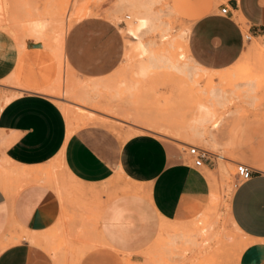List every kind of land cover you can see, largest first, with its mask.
Wrapping results in <instances>:
<instances>
[{"label": "rangeland", "instance_id": "374dc122", "mask_svg": "<svg viewBox=\"0 0 264 264\" xmlns=\"http://www.w3.org/2000/svg\"><path fill=\"white\" fill-rule=\"evenodd\" d=\"M151 1L0 0L4 8L3 17L7 21L10 18L8 22L11 26L13 24L14 32L8 34L21 52L19 54L15 43L4 33L18 53L15 74L19 82L36 85L32 86L33 90L41 91L54 101L67 120L68 135L72 122L75 128L102 123L125 130V137L141 134L143 132L139 130L144 129L206 152L205 166L197 170L208 178L207 195L187 200L180 215L172 221L156 217L155 232L136 252L116 249L103 232L99 219L101 208L123 196L127 190L117 179L98 188L84 189L65 180L55 163L30 170L28 174L32 176L34 172L50 176L65 191L63 207L59 201L57 223L46 234L52 248L44 245L48 253L53 252L46 254L52 264H233L243 251L241 246L247 244L232 228L227 218V207L237 184L235 165L256 169L258 162L264 164V36L249 39V43L254 42L261 47L262 55L247 57L249 43L245 44V51L236 64L222 70L226 73L224 78H207L204 75L198 78L200 73L193 64H189L190 77H186L155 61L160 54L171 58L182 52L178 36L189 27L188 19L182 16L173 0H155L159 3L154 4L151 10L161 16L160 23L156 25H160L162 31L168 30L170 37L169 41L162 42L159 28V31H153L142 27L140 22L133 23V12L142 13ZM120 4H123L122 8H119ZM92 19L104 21L114 34H106L100 26L88 22ZM76 25L83 29L74 41L84 42L83 52L89 60H92L99 42L122 45L121 61L108 81H80L67 65L60 39L64 35V42ZM145 66L149 69L141 73ZM57 81L59 90L56 92L54 86ZM67 83L73 84L77 90L82 88L84 98L76 96L77 93L64 95ZM94 83L99 85L96 89L93 88ZM4 88L0 90L7 94L17 91L14 85L7 83ZM220 90L230 97L224 105H214L216 117L220 118L218 128L200 139L185 136L191 131L193 109L199 104L212 108L211 103L216 100L212 93ZM86 91L90 96L95 93V99ZM252 142L258 144L251 145ZM186 146L175 144L174 148L182 164H191ZM14 173L19 179L27 175L24 169ZM19 185L11 183L14 189ZM210 191H213L211 201ZM38 246L43 248V245ZM216 253L217 261L210 263Z\"/></svg>", "mask_w": 264, "mask_h": 264}, {"label": "crops", "instance_id": "0c3cea01", "mask_svg": "<svg viewBox=\"0 0 264 264\" xmlns=\"http://www.w3.org/2000/svg\"><path fill=\"white\" fill-rule=\"evenodd\" d=\"M173 1L188 19V54L207 71L235 65L250 41L244 36L254 39L264 32V0ZM223 7L224 15L220 14ZM88 22L114 34L100 19ZM81 29L74 26L63 42L67 65L80 81H108L121 61L122 45L99 42L89 60L83 52L84 42L74 41ZM0 31V89L5 90L7 83L17 90L9 94L0 90V264H52L37 244L24 237L14 241L20 235L49 233L57 223L60 204L63 207L48 183L31 181L30 170L55 163L65 180L84 189L98 188L114 179L126 186L123 196L101 208L99 217L107 239L125 252H136L151 239L156 217L172 221L187 200L207 195L208 178L197 170L200 167L181 163L174 148L175 144L185 146L181 142L144 129L139 130L141 134L125 137V130L102 123L75 128L72 122L68 135L67 120L54 101L33 90L36 85L19 82L15 74L19 46ZM22 169L27 175L19 179L14 172ZM250 169L251 177L237 183L229 199L231 222L247 243L233 264H264V164L258 162L256 169ZM10 182L20 185L14 189Z\"/></svg>", "mask_w": 264, "mask_h": 264}, {"label": "bare ground", "instance_id": "6f19581e", "mask_svg": "<svg viewBox=\"0 0 264 264\" xmlns=\"http://www.w3.org/2000/svg\"><path fill=\"white\" fill-rule=\"evenodd\" d=\"M159 3V1H157ZM155 0H152L150 3H149V7H144L143 8V12L142 13H139L137 11L136 12H133L132 16H133V23H137V22H140L141 26L142 27H149L151 28L152 30L154 29H158L159 26L156 25L158 22H159V18L161 16H159L158 14H155L152 12L151 8L154 4L157 3ZM157 3V4H158ZM156 4V5H157ZM122 5L123 4H120L119 8L121 7L122 8ZM171 10V9H170ZM3 11H4V8H3V5L0 4V30L6 32V33H12L14 32L13 29H12V26L10 25V23L8 22L10 20V18H8V21L6 20V18L3 17ZM83 11V10H82ZM116 11L118 12V8L116 9ZM121 11V9L119 10V12ZM160 11V10H159ZM78 13V12H77ZM158 13V12H157ZM160 13V12H159ZM172 13V12H170ZM89 14V13H88ZM87 14V16H88ZM161 15V14H160ZM116 17V16H115ZM130 18V17H128ZM116 20V18H115ZM160 23V22H159ZM163 25V24H162ZM165 25V23H164ZM166 26V25H165ZM164 26V27H165ZM162 27V26H161ZM167 27V26H166ZM163 28V27H162ZM168 28V27H167ZM60 29V28H59ZM160 29V28H159ZM159 29L157 31H159ZM153 30V31H154ZM161 30V29H160ZM62 33H63V30H61ZM65 31V30H64ZM152 31V32H153ZM156 31V30H155ZM16 32V31H15ZM59 32V31H58ZM68 32V31H67ZM188 32V28L184 29L181 34L178 36V38L180 39V45H181V50L182 52L180 54L177 55V57H174L172 56L171 58L169 57H164L162 54H160L159 56V59H157L155 62L156 63H159L161 65H165L167 68H170L171 70H173L174 72L178 73V74H181V75H185L186 77H190V67H189V64H193V65H196L190 58L189 54H188V51H187V42H186V36H188L187 34ZM61 33V32H60ZM189 33V32H188ZM18 33H16L15 35L17 36ZM159 34V33H158ZM62 35V34H60ZM13 36V35H12ZM58 36H59V33H58ZM57 36V37H58ZM64 36V35H63ZM63 36L62 38L60 39V43H61V46H62V43H63ZM20 37V36H19ZM58 38V39H59ZM169 32L168 30H164L162 31L161 30V33H160V39L162 42H165V41H169ZM20 39V38H19ZM254 40V39H253ZM167 43V42H166ZM62 50V49H61ZM184 50V52H183ZM60 52V51H59ZM61 55H62V52H61ZM251 55H262V51H261V47L259 45H257L256 43L252 42V43H249L247 45V51H246V56L249 57ZM155 59V58H154ZM61 60V58H60ZM160 66V65H159ZM197 66V65H196ZM198 72L200 73V75H198V78H200L201 75H204L206 76L207 78H212L213 76H217L218 78L222 79L226 76V73L223 72V71H207L205 69H202L200 67H196ZM69 69V68H68ZM146 69H149L147 68L146 66L143 67L140 72L141 73H144L146 71ZM69 73H72L71 70L69 69ZM73 74V73H72ZM57 83V84H56ZM56 86H54L55 91L59 90V84H58V81L56 82ZM92 83V82H90ZM89 83V84H90ZM85 84V83H84ZM58 85V86H57ZM88 84H85V86H87ZM77 86V85H76ZM83 86V85H82ZM91 86V85H90ZM95 87L99 86L98 84L94 83L93 85ZM42 87V86H41ZM92 87V86H91ZM53 88V87H52ZM78 88V87H76ZM86 88V87H84ZM89 88V87H88ZM92 88V89H93ZM100 88V87H99ZM90 89V91L92 90ZM96 89V88H95ZM75 89V86L71 83H67L66 84V90L64 89V95L65 94H68V95H75L76 93L78 95L76 96H80L81 98L84 96V94L82 93V88L81 90H77ZM56 91V92H57ZM85 91V90H84ZM89 91V90H88ZM89 91V92H90ZM41 92V91H40ZM89 92L86 91V93L89 94ZM58 94V93H57ZM59 94H60V91H59ZM83 94V95H82ZM91 94H89L90 96ZM95 95V93H94ZM93 95V96H94ZM245 95V94H244ZM54 96V95H53ZM93 96H90V97H93ZM246 96V95H245ZM97 97V96H96ZM230 97V95H227L225 92H222L221 90L220 91H214L212 93V98L216 100L214 101V103H211L212 105V108L210 106H208L207 104L203 105V104H199L196 106L195 109H193L194 111V117L192 118L191 120V131L190 133H187L186 132V135L185 136H189V137H194V138H203L206 134H210L213 130H215L216 128H218L219 124H220V118L216 117V109L214 110V105L218 106V105H224V103L228 100V98ZM244 97V96H243ZM247 97V96H246ZM84 98V97H83ZM245 98V97H244ZM243 98V103H244V100L247 99ZM87 99V98H86ZM90 99V98H88ZM92 99V98H91ZM93 99H95L93 97ZM92 99V100H93ZM227 99V100H226ZM8 101V100H7ZM221 108V107H220ZM218 111V110H217ZM219 112H220V109H219ZM66 113V112H65ZM218 113V112H217ZM159 126V125H158ZM167 130V129H166ZM165 131V130H164ZM178 132V131H177ZM176 133V135L178 136L179 135V132ZM169 134V132H168ZM180 139V138H179ZM190 139V138H189ZM182 144H185L183 142H181ZM187 144H185L186 146ZM184 148V147H183ZM202 150V149H201ZM205 152V151H204ZM42 171V170H41ZM29 172V171H28ZM21 173V172H20ZM15 174V173H14ZM41 173H39L38 175H34L31 177V181L34 180V181H37V182H41V184H43L42 182H46L48 183L52 188L53 190L59 195V197L61 198V200L63 201V197H64V189L62 187H58L57 184L54 182V180L48 176V175H40ZM17 175V174H16ZM21 175V174H20ZM24 175V174H22ZM29 175V174H28ZM21 178V177H20ZM33 178V179H32ZM23 179V178H21ZM33 182V181H32ZM36 182V183H37ZM47 185V184H46ZM63 203V202H62ZM227 218L232 226V228L240 234V232L236 229V227L232 224L231 222V219H230V214H229V205L227 207ZM24 237V239L28 240L29 243H32V244H37V245H43V250H45V246L49 247V248H52L50 245H52L50 242L51 240L48 238V236L46 235H20V236H17L15 237L14 241H18L20 238ZM13 239V238H12ZM205 243L206 241L203 240ZM217 241V240H216ZM45 245V246H44ZM247 246V244H243V246H241V250H244L245 247ZM54 248V247H53ZM48 249V248H47ZM51 250V249H50ZM49 250V251H50ZM46 251V250H45ZM54 251V250H53ZM48 253V250L46 251ZM53 253L52 251L49 252L48 254H51ZM56 254V252H54ZM57 256V255H54V257ZM214 256V257H213ZM212 256V259L210 260V263L212 262H216L217 258H218V253H216L215 255ZM53 257V255H52ZM237 261V260H236ZM235 261V262H236ZM228 262V261H226ZM234 262V263H235ZM225 263V262H224ZM222 264V263H221ZM228 264V263H227Z\"/></svg>", "mask_w": 264, "mask_h": 264}, {"label": "built area", "instance_id": "2783aa9c", "mask_svg": "<svg viewBox=\"0 0 264 264\" xmlns=\"http://www.w3.org/2000/svg\"><path fill=\"white\" fill-rule=\"evenodd\" d=\"M220 14L224 15L226 14V9L223 7L220 10ZM247 37L244 36V40L251 38L250 35L246 34ZM261 37L264 36V32L260 34ZM186 155L191 159V165L195 168H199L202 166V164L207 160L206 159V152L203 150L195 147V146H186ZM251 169L243 164H236L235 165V178L237 183L247 181L251 177Z\"/></svg>", "mask_w": 264, "mask_h": 264}]
</instances>
